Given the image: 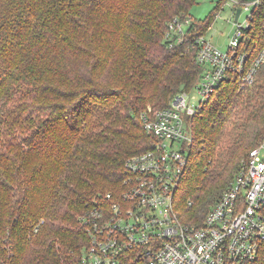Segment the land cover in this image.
Returning <instances> with one entry per match:
<instances>
[{
    "label": "trees",
    "instance_id": "1",
    "mask_svg": "<svg viewBox=\"0 0 264 264\" xmlns=\"http://www.w3.org/2000/svg\"><path fill=\"white\" fill-rule=\"evenodd\" d=\"M196 1L0 0V264H76L88 242L80 215L119 195L125 160L154 145L141 112L169 106L199 79L195 49L163 40ZM224 1L193 20L192 36ZM263 48L260 0L238 52L249 65ZM190 130L174 206L200 225L264 137V62L251 84L227 72ZM244 264H264V240Z\"/></svg>",
    "mask_w": 264,
    "mask_h": 264
},
{
    "label": "built area",
    "instance_id": "2",
    "mask_svg": "<svg viewBox=\"0 0 264 264\" xmlns=\"http://www.w3.org/2000/svg\"><path fill=\"white\" fill-rule=\"evenodd\" d=\"M233 31L226 50L204 35L192 36L193 19L176 16L165 28L168 48L195 49L203 67L191 91L175 94L169 106L144 110L140 120L154 145L129 156L123 165L122 190L95 199L80 215L88 242L76 264H244L253 260L264 240V137L249 151L238 171L200 225L182 221L174 194L187 164L190 120L227 72L251 84L264 62V48L249 65L238 52L250 13L260 0H230ZM243 23L236 9L249 10ZM239 13V15H240Z\"/></svg>",
    "mask_w": 264,
    "mask_h": 264
},
{
    "label": "rangeland",
    "instance_id": "3",
    "mask_svg": "<svg viewBox=\"0 0 264 264\" xmlns=\"http://www.w3.org/2000/svg\"><path fill=\"white\" fill-rule=\"evenodd\" d=\"M217 2L218 0H197L196 3L190 8L189 14L193 20L203 21L211 12L214 11ZM233 7L234 4L231 3L230 0H225L222 3L219 10L216 11L215 17L212 20L210 27L207 29V31L204 34L205 39H207L211 44H213L214 46H216L221 50L227 49L229 39L233 31V25H232ZM250 9L251 7H249V10L241 11L237 19L238 22L243 23L246 20L247 16L250 13ZM227 19L230 20L227 21ZM190 95L195 96V98L198 97L195 90L191 91ZM148 108H150L153 111V108L151 106L146 107V109ZM240 160L237 166L229 171L228 173V176H230L229 180L236 172Z\"/></svg>",
    "mask_w": 264,
    "mask_h": 264
},
{
    "label": "water",
    "instance_id": "4",
    "mask_svg": "<svg viewBox=\"0 0 264 264\" xmlns=\"http://www.w3.org/2000/svg\"><path fill=\"white\" fill-rule=\"evenodd\" d=\"M240 8H237L236 9V13H235V19H237L238 18V16H239V13H240Z\"/></svg>",
    "mask_w": 264,
    "mask_h": 264
},
{
    "label": "crops",
    "instance_id": "5",
    "mask_svg": "<svg viewBox=\"0 0 264 264\" xmlns=\"http://www.w3.org/2000/svg\"><path fill=\"white\" fill-rule=\"evenodd\" d=\"M230 19H227V21H229Z\"/></svg>",
    "mask_w": 264,
    "mask_h": 264
}]
</instances>
